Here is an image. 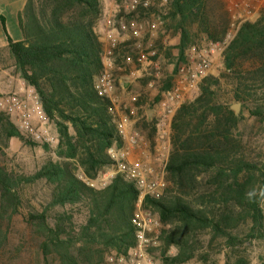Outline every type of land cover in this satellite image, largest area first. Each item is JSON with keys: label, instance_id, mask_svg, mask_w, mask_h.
I'll list each match as a JSON object with an SVG mask.
<instances>
[{"label": "trees", "instance_id": "1", "mask_svg": "<svg viewBox=\"0 0 264 264\" xmlns=\"http://www.w3.org/2000/svg\"><path fill=\"white\" fill-rule=\"evenodd\" d=\"M157 8L139 4L120 13L126 23L141 22ZM101 14V0H26L18 14L22 39L7 35L14 72L35 90L57 144L53 150L41 144L53 153L32 172L10 166L12 139L37 142L0 109V264H108L109 254H127L137 244L135 181L117 173L104 187L88 184L116 163L111 153L125 143L113 101L96 88L105 70V44L96 30ZM163 21L179 34L171 46L178 52L167 53L173 71L154 102L173 87L190 49L234 34L221 52L223 71L204 76L198 96L173 116L165 186L140 201L161 224L157 257L161 264H213V254L223 253L225 264H250L244 250L264 242V146L240 138L238 129L244 121L264 129V8L255 20L234 21L227 0H167ZM118 49L119 41L111 55ZM129 49L125 58L139 67L138 50ZM119 65L114 58V69ZM112 76L118 81L115 70ZM223 82L243 103L239 114L219 98ZM39 185L45 197H29L26 191ZM23 224L28 248L14 233L19 227L28 236Z\"/></svg>", "mask_w": 264, "mask_h": 264}, {"label": "rangeland", "instance_id": "2", "mask_svg": "<svg viewBox=\"0 0 264 264\" xmlns=\"http://www.w3.org/2000/svg\"><path fill=\"white\" fill-rule=\"evenodd\" d=\"M3 0H0V2ZM12 3L18 0H8ZM22 0H19L21 2ZM228 7L230 9V13L232 15V19L235 21L237 19L238 21H246V20H255L258 18L260 11L262 8H264V0H227ZM158 6L157 15H151L149 18L143 19L141 21L143 23L144 30L141 32L140 36L138 37L139 41H144V37L147 34L148 36V44L146 47L149 46V44H152L155 42L157 45H153L155 52L158 54L159 58L158 60L160 63H166L167 69L162 70L160 69L161 74L156 75L155 73L153 75H150V73H145L143 71H138L139 67H134L130 69L125 58L122 57L121 54L117 55L118 63L120 64L118 67H116V70H119L118 73V81L117 84L115 83V91L113 92V98L115 99V105L117 108L115 109V113L118 116V128L120 131V124L122 122H125V126H122V129L125 133H130L133 131L129 127H134L135 129L139 130L140 134H142L143 139L142 140H135L134 142L130 141L133 147L141 146L139 149L145 151L143 153L146 154V157H138V162H133L135 164H139L142 168H147L151 171L146 173V176L148 177V180H162L164 179L163 176V166L165 163V160L168 158V154L170 152V136L171 132L167 133V135L160 136L156 132L157 138H159L160 141L164 142L161 145H166L168 147H163L161 149L162 155H160L161 160L159 161L161 166L157 167V171H154L153 168L150 167V164L144 165L143 161L145 162V159H148L149 157H152L153 159L157 156H159V151L157 150L158 146L156 145V142L148 143L147 145L142 144L141 142H147V138L145 134L148 133L149 138L152 139L155 134L154 128L151 129V127L148 125V122L146 121L147 113L145 112V109H143V112L136 113L131 111L130 105H128L130 102H132L131 97L134 95V93H144L150 94L149 96H157L159 94V87L161 85V80L164 77H167L172 71H173V64L169 62V58L167 56L168 49L161 48V36H165L164 42H166L167 46L170 42H174V38L176 36V32L174 28L168 26L166 27L165 21H163V14L165 11L167 12V3L166 4H159V2L156 3ZM102 5V14L100 17V20L97 25V32L100 35L101 40L105 44V54H104V64H105V70L110 71L115 70L114 69V58L116 56L111 55V41L113 39H116L118 42L119 39L123 33H129L132 34L131 30L123 31L118 27V25L122 22H125L124 13H120L121 8L123 10H127L130 8V0H122L121 3H117L116 0H101ZM156 6V7H157ZM122 16H121V15ZM124 17V18H123ZM149 23V25H147ZM168 23V21H167ZM152 24H156L155 27L152 26ZM232 29V28H231ZM11 32V35H16L15 31H17V26L14 23H11L9 25V31ZM131 33H130V32ZM161 31L164 32L161 33ZM112 32V36H111ZM234 34V31H230L227 35V37L224 39L223 42H220L217 46V49L212 55V66L208 74H214L219 75L223 71V65L221 62V52L224 49L227 42L232 38ZM2 35L1 29H0V36ZM111 36V38H110ZM133 35H131L132 37ZM7 34L3 39V42H7ZM118 37V38H117ZM132 43L135 41L133 38ZM1 40V39H0ZM151 45V46H152ZM214 45V44H213ZM213 45H206L202 44L199 46V48H195V51L190 49L187 53L188 58L187 61L184 64H190L192 59H197V52L199 53H210V49ZM5 54V55H4ZM152 54V53H151ZM172 55V53H171ZM0 56L3 57V63H6V65L10 66L12 64V60H10L9 56L6 55V52H2V49H0ZM174 57V55H172ZM168 59V60H167ZM147 61V60H146ZM164 61V62H163ZM197 61V60H196ZM129 64H132V62H129ZM161 68V67H160ZM14 69L10 67L2 68L0 67V101H4L2 107L4 110H9L8 108V102L7 100H10L12 102V98H15L16 101L19 102V105L12 106L11 111H7L9 114L12 115V119L17 124L21 132L27 136L28 138L33 139L37 144L35 146L25 145L18 139H12L9 143V146L6 149V160L9 162V165L17 168L18 166L22 167L26 172H32L34 171L37 166L44 160L45 157L49 156L53 151H50V154L46 152L42 148V143H44L45 138H51L53 141L49 144L51 150H53L57 144V136L55 129L52 124L49 123V121L46 119L44 113L41 110V107L39 106L38 102V96L35 93V90L27 84L22 78L17 77L13 75L12 71ZM130 71V72H129ZM149 70L148 72H150ZM129 72V73H128ZM155 72V71H154ZM125 76V79H122L121 82L120 77ZM128 77V78H127ZM132 82L131 80H134L132 82V89L130 90H124L122 87L123 81ZM177 81V78L175 76V82ZM146 82L149 84L146 85ZM121 83V85H120ZM146 85V86H145ZM9 86V87H8ZM136 95V94H135ZM161 95V94H160ZM161 97V96H160ZM219 98L223 100L224 102L231 105V108L233 105L238 104L239 105V111L236 112L239 114L243 110V103L236 101L233 97V91L232 86L228 82H223L221 91L219 94ZM190 101V99H188ZM187 101V102H188ZM13 103V102H12ZM1 108V106H0ZM1 108V109H3ZM6 108V109H5ZM246 115V113H245ZM171 123H172V117ZM27 121V123H24V121ZM170 123V124H171ZM128 127H127V126ZM252 123L249 121H244L239 125V134L240 138H243L244 140H252L254 143V146L257 147L264 146V129L262 128H252ZM124 127V128H123ZM134 129V130H135ZM136 130V131H137ZM38 133L39 137H36V134ZM121 133V131H120ZM123 135V133H121ZM124 138V136H123ZM125 140V138H124ZM169 142V145H168ZM137 145V146H136ZM132 148V147H129ZM156 148V149H154ZM138 149V148H136ZM114 159H125L126 156L116 155L114 152L111 153ZM126 160V159H125ZM111 168V167H110ZM109 168V169H110ZM113 170L108 173V169L100 173V175L92 180L96 181L97 187H102L104 184H108L112 177ZM106 176V177H105ZM43 185L37 186V188H30L26 191L27 195L29 197H32L34 195H37L38 193L45 197V190L43 189ZM161 191V188L158 189V192ZM138 209L136 212L139 213V219L144 221L146 223V228L148 231H150L154 237V244H152L150 247H148L145 250V257L146 261H149L151 264H161L160 260L158 259V248L159 245L158 239H156V233L160 230L161 224L158 219V217L147 210H144L140 207V202H138ZM149 212V213H147ZM157 220L159 221V224L157 223ZM20 221V220H19ZM24 225V224H23ZM18 226V225H17ZM26 229V234L28 236H21L20 235V229L19 227H16L15 232L17 236L22 237V245L25 246V248H28L30 244V237H29V228L24 225ZM244 255L247 256L250 259V264H264V242H254L253 244L249 245V247L244 250ZM108 264H114L116 261V258L119 255H116V253H111L108 255ZM213 264H225V256L223 253H216L212 256ZM186 264H202L199 261H191Z\"/></svg>", "mask_w": 264, "mask_h": 264}, {"label": "built area", "instance_id": "3", "mask_svg": "<svg viewBox=\"0 0 264 264\" xmlns=\"http://www.w3.org/2000/svg\"><path fill=\"white\" fill-rule=\"evenodd\" d=\"M157 2H159V4L160 3L166 4L167 0H130V8H128V10H133L139 4H142V6L145 8H150L152 6H157L156 4ZM118 27L123 31L126 30L132 31L131 35H133L132 38L135 41L131 45V48L133 46L135 50H138V54H139L138 71L141 70L145 73H150V75H153L154 73L156 75H159L161 74L160 69L162 70L167 69L168 66L166 64L162 65V63L160 64L159 61H155V62L149 61V57L155 56L156 52L151 45L146 47L147 45H145L144 42L139 41L138 39L141 32L144 30L142 22H138L136 20H131V22L129 23L121 22L118 25ZM116 43H117L116 39H113L111 41V46L113 47ZM217 46H220L219 43H216L212 46V48L210 49V53L197 52L196 54L197 59L194 58L192 59L190 64L188 65L182 64L178 67L177 73L175 74L177 81L174 83L171 89L161 93V97L158 101V105L155 113L156 129L158 135L163 136V135H167V133H170V126H171L170 118L171 117L173 118L178 107L186 103L188 99L193 100L198 96L199 83L201 79L204 76H206L211 69L212 66L211 64L213 62L211 54L215 52ZM192 50L195 51V48H192ZM127 59L128 61H131L130 57ZM149 70L151 71L148 72ZM96 88L101 95L109 97L114 103L113 92L115 91V78L112 76V69L109 72L104 70L98 76L96 80ZM3 102H4L3 100L0 101L1 108H3L2 107ZM7 102L9 103L8 104L9 110L7 111H11L12 106L19 105V102L16 101L15 98H12L13 103L10 102V100H7ZM38 102H39V98H38ZM39 106L41 107L40 102H39ZM114 108L115 109L117 108L115 103H114ZM24 123H27V121L25 120ZM122 126H125V122H122V124H120V131L121 133H123V136H125V138H127L128 140L134 142L136 139L138 141L143 139L142 134H140V132L136 130H133L130 133H125L124 130L122 129ZM36 137H39L38 133L36 134ZM44 141L50 144L53 140L51 138H45ZM163 147L165 148L168 146L163 145ZM160 155H162V153L159 152V156H158L159 158ZM115 160L116 163L111 167L113 168L112 177H114L115 174L119 173L123 175L125 178L135 181L137 188L140 190L139 202L147 194L160 193L161 191L158 192V189L161 188L162 190L163 187L165 186V182L163 178L162 180H157L158 178H156V180H148V177L141 170L139 164L126 161L123 158L115 159ZM165 164H166V160H165ZM95 183H96L95 180L88 181V184L90 186L97 187ZM106 185L107 184H104V186ZM139 213L140 212H136L133 219V223L137 227V239H138L137 244L135 247L130 249L127 254L118 256L114 264H151L149 261H146L145 250L155 243L154 237L152 233L147 230L146 223L139 219L138 216ZM157 223L159 224L158 220ZM158 233L159 231L156 233V237H155L156 239Z\"/></svg>", "mask_w": 264, "mask_h": 264}, {"label": "crops", "instance_id": "4", "mask_svg": "<svg viewBox=\"0 0 264 264\" xmlns=\"http://www.w3.org/2000/svg\"><path fill=\"white\" fill-rule=\"evenodd\" d=\"M18 1H16V2L14 1L12 3L11 1L3 0V1L0 2V29H1V33H2V35L0 36V39H1L0 40V49H2V52H6V55L8 54V50H7V43L8 42H6V43L3 42V39L6 36V34L9 37H11L13 40H20V39H22V34H21L20 27H19V22H18V14L23 9V7H24V5L26 3V0H22L19 3H18ZM11 23L16 24V26H17V31H15L16 35H11V32L12 31L11 30L9 31V25ZM147 25H149V23H147ZM152 26L155 27L156 24H152ZM161 33L164 34L163 31H161ZM112 35L113 34L111 32V36ZM111 36H110V38H111ZM131 38L132 37H131V35L129 33H123L122 36L120 38H118L119 39V42L123 46V49H118V51L116 52V57H117L118 54H121L122 57L125 58V55L128 52H130V49L129 48H131V43H132V39ZM164 38H165V36H161V42H160L161 43V48L163 47V49H165V50L168 49L169 52H170V48H171L172 49V51H171L172 55H174L176 57L178 50L175 47H171V46H176L178 44V42H179V34L178 33L176 34L175 38L173 39L174 42H170L169 41V45L172 43L170 46H167L166 45V42H164V40H165ZM143 40L145 41L146 44H148V36H147V34L145 35V37H144ZM149 45H152V44H149ZM153 45L156 46L157 44L154 42ZM153 45H152V47H153ZM158 45H160V44H158ZM9 58H10V60H12V64L10 66L6 65V63H3V60H5V59H3L2 56H0V67H2V68L10 67V68H13L14 69L13 59L11 57H9ZM126 60H128L127 57L125 58V62H126ZM127 64H128V66H129L130 69L133 68V64H129L128 62H127ZM165 64L166 63H162V65H165ZM115 72H116V74H118L119 73V70H116L115 69ZM12 73H13V75L19 77L18 74H16L14 72V70L12 71ZM171 74H172V72L169 75H171ZM124 77L125 76H122L121 75L119 81L121 82L122 79H125ZM131 81L133 82L134 80H131ZM132 82H127V81L124 80L123 81V85H122V87L124 88V90H127V89L130 90V89H132ZM120 85H121V83H120ZM149 95L150 94H146V93H144L142 95V93H140V92L139 93H134V95L131 97L132 102H130L128 105H130V109L132 108L131 109L132 113L133 112L140 113V112H143V109H145V112L147 113L146 121L148 122V125L151 127V129L154 128L155 134H154V137L152 139L149 138V135L150 134L149 135H148V133L145 134V136L147 135L146 136L147 142H145V143L144 142H141V143L144 144V145H147L149 142L150 143L156 142V145L158 146L157 150L160 153H162L161 149L163 148V145H161V144H163L164 142L160 141L159 138L157 139V137H155L156 136V132H157L155 113H156V108H157L158 102H154V99H155L156 96H149ZM137 98L140 99V105L139 106H136L135 103H134ZM113 100H114V103H115V99L114 98H113ZM151 104H154V108L153 109H148ZM149 110H152V114L151 115L148 114L149 113ZM129 128H131L132 130L135 129L132 126L129 127ZM135 130H137V129H135ZM137 131L139 132V130H137ZM124 138H125V136H124ZM129 142H130V140H128L127 138H125L124 146L121 149H115L112 152H114L116 155H118V157L120 155H124L125 154L126 161L135 162V163L139 161V158L138 157H141V158L142 157L143 158L146 157V154H144V156H143V153L145 151L139 149L141 146H137L136 145L137 147H133L134 145H132ZM129 147H132V148H129ZM136 148H138V149H136ZM154 149H156V148H154ZM159 161H160V158L156 156L154 159L152 157H149L148 159H145V162L143 161V163H144V165L150 164V167L153 168L154 171H157L156 170L157 167L158 166H161V164H160ZM164 165H165V163H164ZM164 168L165 167L163 166V176H164V172H165ZM111 169L113 170V168L108 169V173L112 171ZM141 170L145 174L148 173L149 171H151V170H149L147 168H142V167H141Z\"/></svg>", "mask_w": 264, "mask_h": 264}, {"label": "water", "instance_id": "5", "mask_svg": "<svg viewBox=\"0 0 264 264\" xmlns=\"http://www.w3.org/2000/svg\"><path fill=\"white\" fill-rule=\"evenodd\" d=\"M232 109L235 111V112H238L239 111V105L238 104H235L232 106ZM149 115L152 114V110H149Z\"/></svg>", "mask_w": 264, "mask_h": 264}]
</instances>
